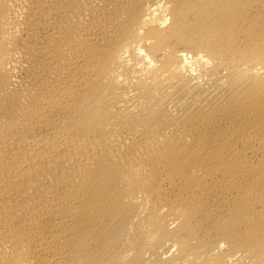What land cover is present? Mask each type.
<instances>
[{"label": "bare ground", "instance_id": "bare-ground-1", "mask_svg": "<svg viewBox=\"0 0 264 264\" xmlns=\"http://www.w3.org/2000/svg\"><path fill=\"white\" fill-rule=\"evenodd\" d=\"M0 264H264V0H0Z\"/></svg>", "mask_w": 264, "mask_h": 264}]
</instances>
